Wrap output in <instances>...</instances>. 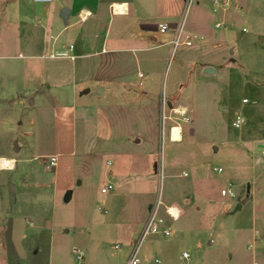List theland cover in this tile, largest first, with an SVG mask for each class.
Listing matches in <instances>:
<instances>
[{"label": "crops", "instance_id": "obj_1", "mask_svg": "<svg viewBox=\"0 0 264 264\" xmlns=\"http://www.w3.org/2000/svg\"><path fill=\"white\" fill-rule=\"evenodd\" d=\"M195 1L0 0V158L13 160L12 166H2L0 159V264H9L8 252L25 260L31 251L37 254L41 249L47 253V260L43 264H66L64 259L59 263L55 261V245L58 243L55 240L56 230L52 226L51 216L48 212L44 213L43 207L39 206L45 204L44 200L51 201L52 195L57 198L58 193V189L53 187L54 177L43 179L41 176L39 160L42 159L43 170L55 173L58 178V174L60 176L68 167V162H61L60 157L72 158L77 145L71 142L63 153L53 152L46 157L39 153L28 155L25 146H18L12 131L25 125L29 127L32 118L18 120L16 110L35 105L56 109L57 117L62 116V111L65 114L66 110L68 114L63 115V120L66 119L65 122L70 125L71 131L78 123L91 122L97 112L105 106L124 110L133 105L140 110L150 108L156 111V115L149 119L143 111L140 112V121H143L150 132L139 139L136 133L123 137L127 146L137 145L136 153H139V157L133 156L135 159H132L130 154H127L125 158L129 166L123 171L113 169L109 176L104 174V181L99 189L101 194H107L127 187L126 194L137 196L138 212L129 217V238L125 243L121 239L120 243L113 245V248L119 251L126 244L129 245L125 252L124 264L128 263L130 252L134 248L132 243L139 238L158 195L163 203L159 214L165 219L163 228L168 229L169 234H149L143 237L138 248L140 264H264V229L254 227L253 220L251 227L234 222L233 215L243 208L240 201L228 212L226 209L230 203L221 202L216 220L213 219L210 226L206 227L204 161L196 163L191 157L186 160V153L177 151L179 145L185 141L196 144L193 128L184 127L186 122L183 121L180 123V141H173L168 135V144L171 145L173 153L164 166L161 164L162 178L157 174L158 166H155L152 159L158 147V135H152L153 127L155 129L159 124L157 109L161 105L165 109L183 107L189 114L188 105L184 101L188 92L182 90L183 85L169 86L165 93L160 95L158 87L152 85L153 79L149 86L144 88L141 87L142 81L136 80L144 78L140 69L142 63L150 65L152 55L159 53L160 46L171 44L179 28L182 29L183 35L195 36L193 40L198 41L199 48L196 49L200 51L199 55L206 50L212 51V55L219 52L221 64L232 65L228 66L229 70L256 73L255 75L264 80V0H236L237 8L232 6L216 12L212 10L211 0H197L193 9L195 11L192 10L191 17H188L187 14L191 11L189 8ZM114 3L117 4L119 13L115 12ZM62 7L70 10L66 22L59 17ZM120 9L124 11L120 12ZM159 24H166L168 29L160 32ZM238 32L248 36L237 41ZM69 45H72L69 55L74 56V59L52 56ZM176 48L173 50L172 46V52ZM47 53L49 54L46 55ZM46 60L56 62L48 66ZM215 64L216 61L204 64L202 72L207 75L217 73ZM208 67L214 71L205 72ZM133 70L137 74L135 80L132 78ZM151 71L147 68L148 74ZM153 76L157 77L158 74ZM78 84H82L80 88H86L88 91L84 90L79 94ZM184 93L186 97L183 96ZM88 95L91 97L83 98ZM82 98L87 101H81ZM244 99L246 98L241 99L242 103H248V100L243 102ZM91 109L93 112L88 115ZM164 121L166 119L163 123ZM252 125L253 123L249 122L248 133L236 137L233 156L236 157L237 164L245 163L249 159L264 160V133H255ZM51 156L57 158L54 167L47 166V160ZM143 158L148 167L153 163V169L157 170L155 174L150 168L141 169L140 161L136 159ZM188 161L191 164L190 173L184 166ZM110 164V161H107V165ZM187 176L190 178L184 180ZM153 178L157 179L154 199L150 198L151 184L146 182ZM176 178L181 180L174 181ZM139 182L141 187L138 190ZM63 183L65 184L62 188H69L70 181L67 178ZM82 184V181L77 183L80 186ZM108 184H112L114 189L102 192V188H106ZM165 187L169 193L167 196ZM228 187L232 188V185L229 183L225 188ZM250 188L249 184L247 194L250 193ZM222 189L224 188L220 189V195L229 196L222 195ZM66 193L69 196L68 201L72 200L73 193ZM235 195L236 193L229 197L233 198ZM165 208H173L178 217L170 218ZM36 209L41 216L36 213ZM94 218L98 220L96 226L101 229L109 232L112 228L110 233L115 232L117 237L125 236V222L115 218L110 219V222ZM84 221L85 218L83 224ZM85 226L89 233L91 227L87 224ZM37 231H44L43 236L46 238L39 239ZM64 231L67 233L68 230ZM103 232H97V241L93 245L88 241H81L79 247H71L76 264H115L105 255L102 248ZM206 234L209 240L206 239ZM241 240L242 249L248 252L236 258ZM36 243L39 247L37 249ZM92 246L97 255L93 258ZM74 247L80 250V258L72 251ZM187 247L193 250L194 254L188 252ZM156 259L158 263L155 262Z\"/></svg>", "mask_w": 264, "mask_h": 264}, {"label": "rangeland", "instance_id": "obj_2", "mask_svg": "<svg viewBox=\"0 0 264 264\" xmlns=\"http://www.w3.org/2000/svg\"><path fill=\"white\" fill-rule=\"evenodd\" d=\"M196 1L189 8V11H191L187 14L188 17H191V14L195 11L193 9L196 7ZM116 5L114 3L113 8L116 13H119ZM122 11L124 10L120 9V12ZM247 36L248 34L238 32L237 41L241 37ZM197 44L198 41L195 42L193 40L191 46L181 45L173 52L171 44L165 47L160 46L158 48L159 53L156 54L155 52L152 55V59L149 61L150 65L146 63L141 65L140 69L144 74V78H138L136 81H142V88L148 87L153 79L152 85L158 87L160 95L162 92L165 93L169 86L180 87L183 85L182 90L188 92L184 101L188 105L189 114L187 110L185 117L174 113L175 109H165L162 105L157 109L159 124L156 125L155 129L153 127L152 135H158L156 144L158 147L154 151L152 159L157 167L160 164L164 166L165 161H168V158H172L173 149L168 144L169 127L171 125L181 126L180 123L185 121L184 127L193 128L196 144L192 145L190 141H185L181 146L179 145L177 151L182 150V153H186V160L191 157L196 163L204 161L207 198L206 227L210 226L213 219L216 220L221 202L230 203L229 208L226 209V212H228L233 210L240 201L243 204V208L233 215L234 222L251 227L253 220L254 227L257 226L264 229V160L255 161L254 159H249L245 163L237 164V159L233 156L236 149V137L246 132L248 133L249 122L253 123V131L255 133H264V85H262L264 80L255 75L256 73L245 71L241 73L238 69L229 70L228 66L231 64L223 66L219 52L212 55L210 54L212 51L206 50L202 53L203 55L201 54L202 56L199 55L200 51L196 49L199 48ZM63 49L64 47L61 48V50ZM244 49L246 51L245 47ZM147 54L143 53L145 56H150ZM210 61L217 62L215 64L217 73L207 75L202 72V68L204 64ZM46 62L48 63L46 64L43 61L46 65H53L56 61L46 60ZM147 68L152 70L150 72L151 75L148 74ZM155 74H158V76H153ZM136 76V71L133 70L132 78L135 80ZM81 85L78 84L79 94L86 90V88H80ZM183 96L186 97L185 93ZM87 97L91 96L88 95L83 98ZM83 98L81 101H87ZM243 98H246L248 103L243 104L241 101ZM92 110L89 111L88 115L93 112ZM142 111L148 119L156 115V111L150 108L140 110L132 105L130 108L122 110L118 107L105 106L97 112L91 122L78 123L74 130L71 131L70 125L65 122L66 119L63 120V115L68 114L66 110L64 111L65 114L62 111V116L57 117V112L54 108H40L37 105L17 108L18 120H23L26 117L32 118L29 127L25 125L19 130L15 128L12 131L17 145L25 146L28 155L39 153L46 157L53 152L63 153V150L71 142L77 145L72 158L64 159L60 157L61 162H68V167L65 168V171L60 176L58 174V178L55 173L43 170L42 159L39 160L41 176H43V179H53L54 177V185L51 183L53 187L55 186L58 189L57 198L52 195L51 201L44 200L45 204L39 205L43 207L44 213L48 212L53 220L52 226L56 230L55 240L58 242L55 245V261L57 263L64 259L63 262L65 263L66 261V264H76V258L71 253V247H79L81 241H88L90 245H93L97 241V232L104 231L102 248L105 255L115 264L117 262L118 264H124L126 259L125 252L128 250L129 245L126 244L121 251L114 249L113 245L120 243L121 239L125 243L127 238H129L128 222H131L129 221L131 214L138 212L136 209L137 196L126 194L127 187L108 192L107 194H101L99 189L104 181L102 177L104 174L109 176L111 170L120 169L123 171L129 166L125 158L127 154H130L132 159H135L133 156L139 157V153H136L137 145L127 146L123 137L136 133L137 139H139L140 136L143 137L148 131L150 132L143 121H140L139 116ZM163 115L167 117L164 123ZM237 116L245 118V123L239 128H235L232 125L233 119ZM161 125L163 126L162 137ZM214 148L217 150H214ZM107 161H110L111 164L107 165ZM136 161H140L139 165L142 170L150 168L154 174L157 172L156 169H153V163L148 167V163L144 158L142 160L136 159ZM189 162L184 163L188 173L191 171ZM217 167H221L222 171L216 172L213 170V168ZM65 178L70 181L67 189L62 188V185L65 184L63 183ZM189 178L187 176L183 179L188 180ZM179 180L181 179H174V181ZM79 181L83 182L82 186L77 185ZM146 182L151 184L150 190L152 194L150 198L153 197L154 199L157 179L153 178ZM229 183L232 185L233 192L236 193L233 198L220 195V189H226L225 187ZM247 184H250L251 187L249 194H247ZM52 185L50 184V186ZM137 187L139 190L141 187L140 182ZM66 192L73 193L72 200L68 202H65L64 199ZM164 192L165 196L169 195L166 187ZM88 199L89 201H87ZM232 204L235 205L232 206ZM37 210L36 213L38 214ZM38 215L41 216L40 214ZM212 215L215 217H210ZM94 217L101 218V221L106 222H110V219L113 218L125 222L127 225L124 230L125 236L117 237L115 232L110 233L112 228H108V232L106 229L96 226V221L98 220ZM84 218V223L91 227L89 233L88 230H85ZM64 229L68 230L67 233ZM37 233L40 235L39 239L44 240L46 238V236H43L44 231H37ZM206 239L209 240L207 234ZM38 243L35 244L36 249L39 248L37 246ZM132 244L135 246L137 241ZM239 248L238 253L236 252V258L243 253L246 255L248 252L246 249H242V240ZM186 249L194 254V251L189 247ZM7 255L9 264H43L47 260V253L42 249L37 254H33L31 251L26 255L25 260L13 253L8 252ZM95 256L97 255L92 246L91 257Z\"/></svg>", "mask_w": 264, "mask_h": 264}, {"label": "built area", "instance_id": "obj_3", "mask_svg": "<svg viewBox=\"0 0 264 264\" xmlns=\"http://www.w3.org/2000/svg\"><path fill=\"white\" fill-rule=\"evenodd\" d=\"M36 1L37 2H48L49 0H36ZM191 1L192 0H187L188 3H190ZM211 6H212V10L214 12L219 11V10H226L227 8H230L232 6H234L235 8L238 7L236 0H211ZM158 27H159L160 32H164L168 29V26L166 24H159ZM243 31H245V29H243ZM194 37H195L194 35H189V34L183 35L182 29L179 28L175 32L174 38L171 40L173 50L180 45L191 46ZM71 49H72V45H69L65 50L56 52L52 56H54V55L55 56H67L70 59H74V56L69 55V52ZM243 102H246V99H244ZM162 104H164L163 100H162ZM162 119L165 120V119H167V117L165 115H163ZM244 122H245L244 117L237 116L234 119V121L232 122V125L235 128H239L244 124ZM262 155L264 157V150L262 152ZM56 159L57 158L55 156H51L47 160V163H48L47 166L48 167H54L56 165ZM213 170L216 172H221L222 168L217 167V168H213ZM157 174L159 175L160 178L163 177L161 164H160V166H158ZM110 189H114L112 184H108L106 188H102V192H105L106 190H110ZM221 194L233 196L234 192H233L232 188L228 187L226 189H222ZM162 205H163V203L160 199V195H158L157 199L155 200L154 204L151 207L150 215H149L146 223L144 224V226L140 232V236L137 240V244L134 246V248L130 252L127 264H140L139 263V257H138V248L140 246V243H141L143 237H145L146 235H149V234H159V235H163V236H166L169 234V230L163 228L164 223H165V219L162 216H160V214H159V209H160V206H162ZM172 210H173V208H165L166 214L168 216H170V218L176 219L178 217V213H176V212L174 213V212H172ZM72 251L77 254V258L81 257V252L79 249L74 247L72 249ZM155 262L158 263V260L156 259Z\"/></svg>", "mask_w": 264, "mask_h": 264}, {"label": "bare ground", "instance_id": "obj_4", "mask_svg": "<svg viewBox=\"0 0 264 264\" xmlns=\"http://www.w3.org/2000/svg\"><path fill=\"white\" fill-rule=\"evenodd\" d=\"M180 107V106H179ZM175 112L174 113H177L179 115H181L182 117H185L186 115V109L183 108V107H180V108H175L174 110ZM171 129V130H170ZM169 129V137L174 141H180L181 138H182V129L180 126H173L172 128ZM13 160H10V159H2L1 160V163H2V166H7V165H11ZM12 166V165H11ZM8 168V167H7ZM173 212V210H172Z\"/></svg>", "mask_w": 264, "mask_h": 264}, {"label": "water", "instance_id": "obj_5", "mask_svg": "<svg viewBox=\"0 0 264 264\" xmlns=\"http://www.w3.org/2000/svg\"><path fill=\"white\" fill-rule=\"evenodd\" d=\"M69 13H70L69 8H67V7H62V8L60 9V11H59V17H60L64 22H66ZM213 71H214L213 68H210V67L205 68V72H213ZM86 91H88V90H86ZM247 191H249V184H247ZM64 199H65V201H68L69 196H68L67 193H66Z\"/></svg>", "mask_w": 264, "mask_h": 264}, {"label": "clouds", "instance_id": "obj_6", "mask_svg": "<svg viewBox=\"0 0 264 264\" xmlns=\"http://www.w3.org/2000/svg\"><path fill=\"white\" fill-rule=\"evenodd\" d=\"M0 159H2V158H0Z\"/></svg>", "mask_w": 264, "mask_h": 264}]
</instances>
